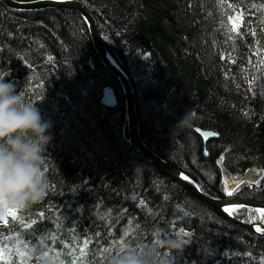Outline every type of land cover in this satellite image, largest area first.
Returning a JSON list of instances; mask_svg holds the SVG:
<instances>
[{
	"label": "trees",
	"instance_id": "16d2710c",
	"mask_svg": "<svg viewBox=\"0 0 264 264\" xmlns=\"http://www.w3.org/2000/svg\"><path fill=\"white\" fill-rule=\"evenodd\" d=\"M79 1L129 77L143 142L203 192L264 203V0ZM0 77L36 104L51 136L47 195L1 214L0 264H41L45 252L49 264H108L121 247L175 236L182 253L160 249L172 264H264V237L199 202L129 143L121 85L78 12L21 14L0 2ZM106 85L112 106L101 102ZM195 127L217 136L203 142ZM218 156L233 175L263 173L229 195ZM231 213L264 223L250 207Z\"/></svg>",
	"mask_w": 264,
	"mask_h": 264
},
{
	"label": "clouds",
	"instance_id": "9594fccd",
	"mask_svg": "<svg viewBox=\"0 0 264 264\" xmlns=\"http://www.w3.org/2000/svg\"><path fill=\"white\" fill-rule=\"evenodd\" d=\"M188 123L187 112L178 125ZM49 128L36 104L27 102L14 82L0 77V214L10 207L27 208L46 197L42 165L51 140ZM185 245L180 236L167 237L139 250L122 249L108 264H172L160 249L182 253ZM39 258L41 264H49L44 254Z\"/></svg>",
	"mask_w": 264,
	"mask_h": 264
},
{
	"label": "water",
	"instance_id": "95a60500",
	"mask_svg": "<svg viewBox=\"0 0 264 264\" xmlns=\"http://www.w3.org/2000/svg\"><path fill=\"white\" fill-rule=\"evenodd\" d=\"M0 2L7 8L21 14H30L40 12L48 8H69L77 11L86 21L89 32L93 41L94 48L103 65L107 70L118 80L121 85L124 102H125V116L127 122V133L129 143L136 148L142 156L152 165V167L160 174L168 177L177 184H179L186 192L199 202L214 210L216 213L224 217L229 222L251 232L264 237V223L261 221L246 222L235 217L231 211L226 212L224 209H232L233 207L243 206L250 207L255 210H264V203L255 200L242 199L237 196L215 197L203 192L195 183V181L187 174L174 167L153 150H151L141 139L138 130V121L135 111V102L133 89L127 74L115 62L112 56L106 49V46L98 32L96 21L90 12L86 9L83 3L79 0H0ZM101 102L107 106H112L116 102V95L114 89L110 85H106L101 91ZM195 131L199 134L203 142H207L217 136V133L211 129L195 127ZM199 130V131H197ZM204 133H215L209 135L207 138ZM204 155H207V150L204 149ZM216 165L219 168L221 179L224 183L226 191H232L238 184L242 182L253 183L257 181L263 170L260 167L251 166L244 172L238 175H233L224 165L223 157L216 158ZM187 176L185 180L183 177ZM258 212V211H257ZM261 214V212H258ZM262 215V214H261ZM264 216V215H263ZM259 227L261 231H256Z\"/></svg>",
	"mask_w": 264,
	"mask_h": 264
},
{
	"label": "snow or ice",
	"instance_id": "6c2138e0",
	"mask_svg": "<svg viewBox=\"0 0 264 264\" xmlns=\"http://www.w3.org/2000/svg\"><path fill=\"white\" fill-rule=\"evenodd\" d=\"M233 30H235V29H233ZM197 131H199V130H197ZM203 135L205 136V138H207L209 135H215V133H204ZM183 178H184L185 180L188 179L187 176H184ZM228 194L231 195L232 193L229 192ZM224 210H225L226 212H230V211H231V209H228V208H225ZM256 211L261 212V214L264 215V210L257 209ZM10 214L13 215V217H15V213H14V212H12V213H10ZM40 215L43 216V213H41ZM5 222H6V221H5ZM256 231H261V229H260L259 227H257V228H256ZM183 234H184V235H187V233H183ZM125 235H127V233H125ZM42 242H43V241H41V243H42ZM86 243H87V242H85V244H86ZM122 249H123V247H121L120 250H122ZM82 251H83V250H82ZM105 251H108V250L105 249ZM20 255H23V253H20ZM44 255L47 257L48 253L45 252ZM0 258H2V257H0Z\"/></svg>",
	"mask_w": 264,
	"mask_h": 264
},
{
	"label": "rangeland",
	"instance_id": "374dc122",
	"mask_svg": "<svg viewBox=\"0 0 264 264\" xmlns=\"http://www.w3.org/2000/svg\"><path fill=\"white\" fill-rule=\"evenodd\" d=\"M263 216V215H262ZM264 217V216H263ZM0 219H1V214H0Z\"/></svg>",
	"mask_w": 264,
	"mask_h": 264
},
{
	"label": "bare ground",
	"instance_id": "6f19581e",
	"mask_svg": "<svg viewBox=\"0 0 264 264\" xmlns=\"http://www.w3.org/2000/svg\"><path fill=\"white\" fill-rule=\"evenodd\" d=\"M77 12V11H76ZM89 29V28H88ZM98 32H99V30H98ZM100 34V33H99Z\"/></svg>",
	"mask_w": 264,
	"mask_h": 264
}]
</instances>
